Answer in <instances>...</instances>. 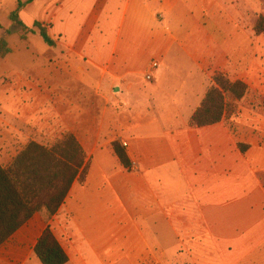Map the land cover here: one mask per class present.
<instances>
[{
  "label": "crops",
  "instance_id": "0c3cea01",
  "mask_svg": "<svg viewBox=\"0 0 264 264\" xmlns=\"http://www.w3.org/2000/svg\"><path fill=\"white\" fill-rule=\"evenodd\" d=\"M254 1L22 7L20 20L54 41L51 75L25 83L22 65L0 64V161L50 128L77 138L85 164L47 224L35 214L0 245V264H41L33 248L46 226L66 264H264V32L253 29ZM215 73L247 92L232 116L190 125Z\"/></svg>",
  "mask_w": 264,
  "mask_h": 264
},
{
  "label": "trees",
  "instance_id": "16d2710c",
  "mask_svg": "<svg viewBox=\"0 0 264 264\" xmlns=\"http://www.w3.org/2000/svg\"><path fill=\"white\" fill-rule=\"evenodd\" d=\"M30 1L17 0L16 8L9 13L8 19L22 31V39L36 33L47 46H54L46 26L34 22L32 27H27L20 20L19 12ZM254 32H264L263 17L258 18ZM10 52L7 42L2 40L0 58ZM213 82L215 85L207 90L190 119V125L208 126L232 116L236 113L237 101L247 92L243 82L230 81L222 73H215ZM112 146L121 164L128 167L123 147L117 142H113ZM84 164L85 154L72 134L63 135L49 147L30 141L9 165L0 163V245L35 214L42 212L47 218L52 217L63 204L73 182L82 174ZM33 252L41 264H66L68 261L66 252L49 226L38 237Z\"/></svg>",
  "mask_w": 264,
  "mask_h": 264
},
{
  "label": "rangeland",
  "instance_id": "374dc122",
  "mask_svg": "<svg viewBox=\"0 0 264 264\" xmlns=\"http://www.w3.org/2000/svg\"><path fill=\"white\" fill-rule=\"evenodd\" d=\"M19 1L25 2L26 0ZM254 2V5L256 6V21L254 23L253 29L256 25L258 18L260 16L264 18V0H255ZM16 3L17 0H0V42L2 40H5L9 48L11 46L13 49H15L14 55L10 56V58L9 54L11 52L7 54L4 58H0V64L4 67V69L8 67V63H17L22 65L23 70L21 72V75L22 77H25V83L30 82L37 84V82H40V79L50 80L52 53L51 49H48V46L44 43L42 38L35 33L28 34L26 36V39H22V31L17 25L12 22L10 27L4 25L5 20L8 19V13L12 12L16 8ZM6 31L9 32L7 33ZM7 39L10 41V44ZM22 45H26L25 49L20 48ZM32 67H34L35 71L31 72ZM2 71V68H0V74L2 73ZM151 76H153V74H151ZM4 77L7 79V77L4 75L1 76V79L4 80ZM2 80H0L1 85L3 84ZM49 133H51L50 128L48 130H43L42 133L39 134V137H41L39 140H37L38 135L33 134V139L31 138L29 142L35 141L41 145L49 147L62 137L61 135L56 136L55 134L50 135ZM0 162L3 166H7L10 164H7L9 160L6 157L5 159H1ZM50 218H47L46 214L41 212L37 213L35 219L42 225L47 224Z\"/></svg>",
  "mask_w": 264,
  "mask_h": 264
},
{
  "label": "built area",
  "instance_id": "2783aa9c",
  "mask_svg": "<svg viewBox=\"0 0 264 264\" xmlns=\"http://www.w3.org/2000/svg\"><path fill=\"white\" fill-rule=\"evenodd\" d=\"M158 67V62L157 61H153L150 65V70L149 72L146 74V79L147 80H151L152 76L151 74L155 71V69H157ZM123 146H126V143H122Z\"/></svg>",
  "mask_w": 264,
  "mask_h": 264
}]
</instances>
